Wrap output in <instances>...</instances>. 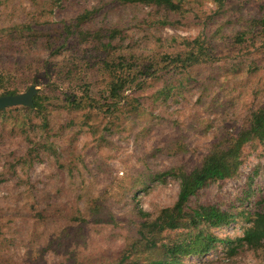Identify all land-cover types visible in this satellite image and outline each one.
<instances>
[{
  "label": "rangeland",
  "instance_id": "obj_1",
  "mask_svg": "<svg viewBox=\"0 0 264 264\" xmlns=\"http://www.w3.org/2000/svg\"><path fill=\"white\" fill-rule=\"evenodd\" d=\"M0 2L3 28L26 24L34 18L51 20L40 27L43 45L31 41L5 42L6 49L0 53L5 88L0 90V95L7 91L21 94L37 86L38 95L45 99L50 123L44 137H50L49 141L55 142L63 156L66 157L68 150L83 157L77 163L79 170L73 173L74 179L59 169L52 158L32 167L22 166L19 158L27 154L28 142L19 130L12 133V120L1 123L0 217L10 254L16 262L37 247L31 206L38 200L44 201L43 206H54L62 199L76 200L81 195L80 207L86 213V203L92 196L107 193L114 200L115 215L124 225L130 211L126 203L132 199L127 194L134 180L141 183L147 170L167 171L177 163L193 169L217 138L239 132L251 113L264 104V0H224L223 7L217 0H186L189 11L182 17L157 8L123 6L117 0H68L49 19L43 16L47 0ZM96 9L98 14L86 29L119 30L112 51L98 50L94 42L82 43L76 36L65 39V23L69 26L78 15ZM160 21H168L170 25H158ZM197 37L207 41L216 61L189 70L188 76L195 81H188L180 93L176 91L167 105L156 101L154 96L178 78L144 74L140 78L145 83L144 90L139 91L133 84L126 92L128 100L121 103L124 107L116 116H94L97 119L92 124L107 141H98L85 132L78 136V127L88 109L70 113L65 109V101L68 96H81L85 89H89L93 99L106 101L103 97L113 72L105 70L103 64L125 61L126 72L130 69L132 75L139 74L149 66H163L164 55L182 52L185 40ZM13 46H18L20 51L12 52ZM137 98L143 107L138 114L125 119L121 114L128 113L130 104ZM36 124L41 125V119L35 114ZM43 131H31V137L42 142ZM182 141L187 153L171 155L168 148ZM244 158L238 179L213 184L200 193L198 200L228 205L253 169L264 165L262 147L247 146ZM70 159L62 158L64 162ZM255 188L264 196V171L257 177ZM179 189V181L168 178L139 192L138 201L143 210L154 212L172 206ZM248 226L239 219L212 232L220 239L235 240L243 237ZM107 233L98 236L96 227H87L92 243L110 255L116 249H110ZM33 258L36 260L37 254ZM46 261L59 263L53 254H48ZM182 264H264V247H245L230 255L225 244H218L207 256L188 257Z\"/></svg>",
  "mask_w": 264,
  "mask_h": 264
},
{
  "label": "trees",
  "instance_id": "obj_2",
  "mask_svg": "<svg viewBox=\"0 0 264 264\" xmlns=\"http://www.w3.org/2000/svg\"><path fill=\"white\" fill-rule=\"evenodd\" d=\"M66 1L68 0H47L44 18L49 19L56 14V10L62 8ZM117 2L127 7L157 8L180 17L189 11L186 8V0H117ZM216 3L223 7L224 0H217ZM97 14V9L86 10L75 17L71 25L65 23L64 30L67 32L65 39L76 36L82 43L94 42L98 50L112 51L113 42L120 34L119 30L111 28L92 32L86 29ZM50 22L51 20L44 22L34 18L26 24L13 25L9 28L0 26V53L6 49L4 46L8 40L11 43L31 41L30 43L43 45L41 40L44 36L40 27ZM158 25L170 23L160 21ZM183 45L182 52L163 56V66L156 68L149 66L135 75L130 73V69L129 72L125 71L127 68L125 61L103 64L105 70L113 72L112 80L103 97L106 101L93 99L89 95V89H85L81 96H68L67 102L65 101V109L70 113H80L88 109L78 127V136L85 132L93 135L98 141H107L106 136L98 134V127L94 126L92 121L99 118L100 114L116 116L119 109L124 107L121 103L128 100L126 92L133 84H136L139 91L144 90L145 83L140 82L142 75L149 73L148 75L154 77L166 75L171 79L178 78L176 82H168L154 96L156 101H162V104L167 105L176 91L180 93L185 90L188 81L190 83L195 81L188 76L189 70L216 61L207 41L201 37L192 41L187 39ZM11 51H20V48L13 46ZM45 64L48 67V63ZM16 65L19 64H14ZM3 88L5 77L0 71V90ZM206 91L207 89L204 92ZM17 94L19 93L7 91L0 96ZM44 101L45 99L37 95L32 108L22 106L0 110V126L1 123L6 124L12 120L14 124L12 133L19 130L27 140V154L19 158L20 165L32 167L36 163L44 162L45 158H52L59 169L67 171L71 179H74L73 173L79 170L77 163L83 161V157L68 150L66 157L63 156L55 142L49 141L50 137L47 139L44 137L46 129L50 126ZM130 107L128 113L121 114L125 119L138 114L143 103L137 98ZM35 114L41 119V125H34ZM96 115L99 116L94 118ZM40 129L44 130L41 134L42 142H37L31 137L30 132H38ZM175 144L168 148L171 155L178 157L187 153L188 148L184 141ZM247 146L262 147L261 159L264 161V104L251 113L246 126L239 132L217 138L208 153L193 169L186 167L187 164L177 163L167 171L147 170L141 183H139L141 180H134L127 194L132 199L126 203L130 211L124 225L115 215L114 200L107 193L98 197L92 196L86 203V213L80 207V200H83L81 195L76 200L72 197L62 199L54 206L52 204L43 206L44 201L38 200V203L31 206V217L35 227L33 239L37 247L32 249L31 254L16 262V258L10 254L0 217V264H48L46 261L48 254L56 256L59 259L58 264H182L188 257L207 256L218 244H225L230 255H235L245 247L248 249L264 247V196L255 188L257 177L264 171L263 164H259L247 176L245 185L236 197L228 201V205L198 200L200 193L213 184L240 177ZM62 158L71 159L64 162ZM168 178L176 179L180 183L176 202L170 207L159 208L154 212L143 210L138 201L139 192L150 189L156 182L164 183ZM239 219L249 225L243 237L235 240L220 239L213 234V229L229 225ZM90 225L96 227L98 236L108 231L105 238L110 242V249H116L113 254L101 252L96 244L92 243L87 236V227ZM34 251L37 254L36 260L33 258L36 255Z\"/></svg>",
  "mask_w": 264,
  "mask_h": 264
},
{
  "label": "water",
  "instance_id": "obj_3",
  "mask_svg": "<svg viewBox=\"0 0 264 264\" xmlns=\"http://www.w3.org/2000/svg\"><path fill=\"white\" fill-rule=\"evenodd\" d=\"M39 88L31 86L25 93L17 95L0 96V110L16 107H34V99L39 93Z\"/></svg>",
  "mask_w": 264,
  "mask_h": 264
}]
</instances>
